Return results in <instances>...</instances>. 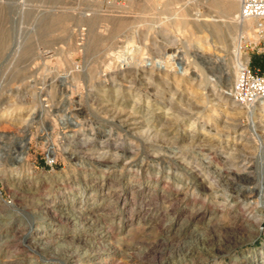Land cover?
Returning <instances> with one entry per match:
<instances>
[{
    "label": "rangeland",
    "instance_id": "1",
    "mask_svg": "<svg viewBox=\"0 0 264 264\" xmlns=\"http://www.w3.org/2000/svg\"><path fill=\"white\" fill-rule=\"evenodd\" d=\"M214 2L0 0V264H264L259 138L222 95L264 42Z\"/></svg>",
    "mask_w": 264,
    "mask_h": 264
},
{
    "label": "bare ground",
    "instance_id": "2",
    "mask_svg": "<svg viewBox=\"0 0 264 264\" xmlns=\"http://www.w3.org/2000/svg\"><path fill=\"white\" fill-rule=\"evenodd\" d=\"M150 1V0H149ZM169 1V5L173 4L176 0H168ZM146 2V1H145ZM213 10L215 12H217L218 14H220L221 16L223 17H227L229 19L232 20L233 24L235 25V27H241L243 32H245V34L247 35H250L251 31L253 30V24L256 26L257 23L254 21V20H240L239 18V15H238V12H239V3L237 1H234V0H230L228 2H214L211 4ZM171 9V7H170ZM143 10V9H141ZM177 10V9H176ZM175 10V11H176ZM145 11V10H144ZM146 11H149L146 9ZM145 11V12H146ZM174 11V10H173ZM181 11V10H180ZM144 12V13H145ZM179 12V11H177ZM183 12V11H181ZM185 12V11H184ZM149 13V12H148ZM147 13V14H148ZM143 14V13H142ZM146 14V13H145ZM174 14V13H173ZM149 15V14H148ZM183 15V14H182ZM189 15V14H188ZM144 16V15H143ZM142 16V17H143ZM147 16V15H145ZM152 16V14H151ZM174 16V15H173ZM177 16V14L175 15ZM174 16V18H175ZM190 16V15H189ZM150 18V16H148ZM157 17V16H156ZM183 17V16H182ZM122 18V17H121ZM146 18V17H145ZM60 20V19H59ZM227 20V19H225ZM175 21V20H174ZM207 21V20H206ZM253 21V22H252ZM62 22V21H61ZM63 23V22H62ZM122 24V23H120ZM175 24L177 25L176 27H178V30L180 31L186 24L187 22L184 20V18H181V19H178L176 17V22ZM235 48H236V51H235V62H234V67L228 72V73H225V75L228 77V78H232V83H230L227 87V91L226 92H223L222 95H224L225 97L228 98V100L232 99L231 97V89L232 87L234 86V79H237L238 77V73L239 71L245 66L248 64L249 62V57L248 56H245V55H242L241 53V46H240V43L238 41H235ZM187 54H183V55H178L177 53L175 54H171L170 55V58L172 61H175L178 65V68H179V74H181V76L183 75H186V71L188 70V66L191 64L188 57L186 56ZM221 61H224L223 58H219ZM169 61V60H168ZM169 64V63H168ZM170 65V64H169ZM154 66H157L159 69H166V64L162 61H158V63L154 64ZM224 67H226L225 65H223ZM128 71V70H127ZM168 71V70H167ZM232 71V72H231ZM200 73V72H199ZM232 73V74H231ZM180 76V77H181ZM205 76V75H204ZM202 77V76H201ZM236 77V78H235ZM234 78V79H233ZM204 79V78H203ZM184 80V79H183ZM182 80V81H183ZM233 101V99H232ZM234 105L236 104L234 101L232 102ZM227 104V102H226ZM236 107H239V106H234L231 108V111L227 110L226 111L228 112V116H232V115H239L240 111H236ZM245 108V107H244ZM242 108V109H244ZM246 108L249 109V111L245 112L246 114H248L249 118H251V120L249 121L250 123V130L252 131V134L253 136H255V138H259L257 139V141H259V150H260V158H261V161L264 162V143L263 141L261 140V138L259 137L258 135V122L255 121V115L257 114V110L261 111V114L263 115L264 117V98L259 100L258 103L254 106H246ZM239 109V108H238ZM117 114V113H116ZM119 114V113H118ZM114 115V114H113ZM261 115V116H262ZM247 117V116H246ZM249 120V119H248ZM249 130V131H250ZM210 132V131H209ZM261 136V135H260ZM146 139V138H145ZM264 140V139H263ZM28 144H29V141H27V139H22L20 140L19 142V151L18 153L16 154V157L18 158L17 161H21L23 160V158L25 157V154H26V150L28 148ZM259 201H258V205H261L259 207L260 209V215L262 216L263 218V222H264V183H261L260 186H259ZM228 203V202H227ZM230 204V203H229ZM235 204H231V207H233ZM227 208V207H226ZM232 209V208H231ZM199 210V209H198ZM198 213V214H201L200 211H196L195 214ZM217 213V212H216ZM229 214V213H228ZM217 216V215H216ZM213 218V217H212ZM85 219V218H84ZM187 219V218H186ZM201 219V218H200ZM181 231V230H180ZM180 233V232H179ZM171 236V235H170ZM169 236V237H170Z\"/></svg>",
    "mask_w": 264,
    "mask_h": 264
},
{
    "label": "built area",
    "instance_id": "3",
    "mask_svg": "<svg viewBox=\"0 0 264 264\" xmlns=\"http://www.w3.org/2000/svg\"><path fill=\"white\" fill-rule=\"evenodd\" d=\"M129 1V0H121ZM230 1V0H227ZM239 3L240 20H254L256 25V35L259 41L257 46L264 42V0H234ZM263 50V51H260ZM257 52L264 54V49L260 48ZM251 59L238 73V77L234 86L231 89V97L236 105L241 107L252 106L264 98V65L261 71L254 72L250 64Z\"/></svg>",
    "mask_w": 264,
    "mask_h": 264
}]
</instances>
